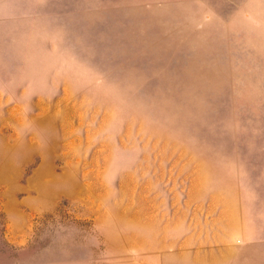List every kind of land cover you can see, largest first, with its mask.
I'll return each mask as SVG.
<instances>
[{"label":"rangeland","instance_id":"1","mask_svg":"<svg viewBox=\"0 0 264 264\" xmlns=\"http://www.w3.org/2000/svg\"><path fill=\"white\" fill-rule=\"evenodd\" d=\"M0 264H264V0H0Z\"/></svg>","mask_w":264,"mask_h":264}]
</instances>
